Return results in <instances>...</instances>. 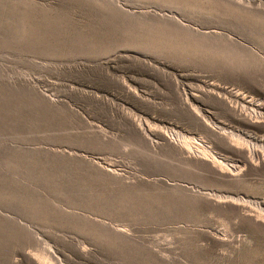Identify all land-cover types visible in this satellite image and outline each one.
<instances>
[{
    "label": "rangeland",
    "instance_id": "obj_1",
    "mask_svg": "<svg viewBox=\"0 0 264 264\" xmlns=\"http://www.w3.org/2000/svg\"><path fill=\"white\" fill-rule=\"evenodd\" d=\"M0 264H264V0H0Z\"/></svg>",
    "mask_w": 264,
    "mask_h": 264
}]
</instances>
